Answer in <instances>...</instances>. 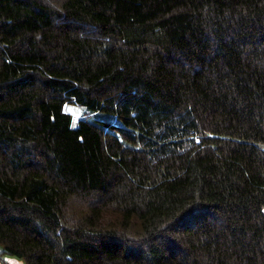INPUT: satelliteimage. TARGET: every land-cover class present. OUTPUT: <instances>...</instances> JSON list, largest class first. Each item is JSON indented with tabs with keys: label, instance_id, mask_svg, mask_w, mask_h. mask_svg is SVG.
Instances as JSON below:
<instances>
[{
	"label": "trees",
	"instance_id": "trees-1",
	"mask_svg": "<svg viewBox=\"0 0 264 264\" xmlns=\"http://www.w3.org/2000/svg\"><path fill=\"white\" fill-rule=\"evenodd\" d=\"M0 247L264 264V0H0Z\"/></svg>",
	"mask_w": 264,
	"mask_h": 264
},
{
	"label": "rangeland",
	"instance_id": "rangeland-1",
	"mask_svg": "<svg viewBox=\"0 0 264 264\" xmlns=\"http://www.w3.org/2000/svg\"><path fill=\"white\" fill-rule=\"evenodd\" d=\"M85 110L86 109L83 106H79L77 104H66L65 105V111L69 112L72 115L74 120H76V118L80 116L82 112H86ZM79 208L80 207H77L76 214L80 213L78 211ZM0 264H25V261L18 256L3 253V254H0Z\"/></svg>",
	"mask_w": 264,
	"mask_h": 264
}]
</instances>
